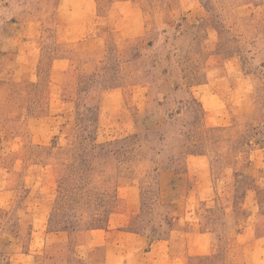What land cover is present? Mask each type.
Masks as SVG:
<instances>
[{"label": "rangeland", "instance_id": "obj_1", "mask_svg": "<svg viewBox=\"0 0 264 264\" xmlns=\"http://www.w3.org/2000/svg\"><path fill=\"white\" fill-rule=\"evenodd\" d=\"M203 232L176 264H264V0H0V264Z\"/></svg>", "mask_w": 264, "mask_h": 264}, {"label": "crops", "instance_id": "obj_2", "mask_svg": "<svg viewBox=\"0 0 264 264\" xmlns=\"http://www.w3.org/2000/svg\"><path fill=\"white\" fill-rule=\"evenodd\" d=\"M199 160V159H198ZM131 190H133V188H130ZM130 212L127 211L123 216H122V222L125 220V216H130ZM123 224V223H122ZM133 235H137V234H133ZM193 235V234H192ZM210 235L208 233H198V234H194L193 238L191 240H188L184 250L182 251V253H180V255H176L175 256L172 254L174 251L173 247H174V243L171 239L166 241V246L164 245L163 248L165 250H168L167 252V256L168 259L167 261L169 263H174L176 264L177 261H181L183 259H186L189 256H193V255H206L210 253V247H211V243H210ZM168 244V245H167ZM175 253V252H174ZM160 261L159 259H157V262ZM153 263H156V261H152ZM111 264V263H110ZM122 264V263H121Z\"/></svg>", "mask_w": 264, "mask_h": 264}]
</instances>
